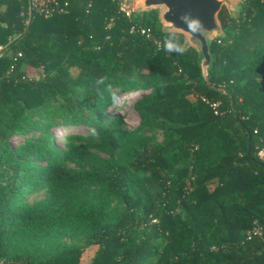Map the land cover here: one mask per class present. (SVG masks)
Returning <instances> with one entry per match:
<instances>
[{"label": "trees", "instance_id": "1", "mask_svg": "<svg viewBox=\"0 0 264 264\" xmlns=\"http://www.w3.org/2000/svg\"><path fill=\"white\" fill-rule=\"evenodd\" d=\"M61 1L25 23L26 0H0V264H80L92 245L87 264H264V0L222 8L206 78L156 10ZM132 95L128 130L113 111ZM47 111L88 135L7 144Z\"/></svg>", "mask_w": 264, "mask_h": 264}, {"label": "water", "instance_id": "2", "mask_svg": "<svg viewBox=\"0 0 264 264\" xmlns=\"http://www.w3.org/2000/svg\"><path fill=\"white\" fill-rule=\"evenodd\" d=\"M232 7L233 0H137V13L158 10L157 17L162 32L183 37L182 49L191 48L195 51L196 61L204 78L212 64L210 44L224 35L219 13L225 8L229 17H234L237 12ZM181 17H185L188 23L183 22ZM189 25L196 29L195 34L189 29Z\"/></svg>", "mask_w": 264, "mask_h": 264}, {"label": "rangeland", "instance_id": "3", "mask_svg": "<svg viewBox=\"0 0 264 264\" xmlns=\"http://www.w3.org/2000/svg\"><path fill=\"white\" fill-rule=\"evenodd\" d=\"M240 1L241 0H233L232 10L238 12ZM126 4H127V8L131 10V12L137 13V0H126ZM156 11L159 12L158 10ZM22 71L26 74V76L33 79H37L41 75L40 68H30L23 65ZM70 72L74 74L76 71L75 69H71ZM120 102L121 104L118 106V109L116 111H113V114L120 115L124 118L125 127L128 130L136 128L138 126V117L134 112V110L132 109L133 100L130 103H125L121 99ZM81 117L93 119L94 116L93 113L83 112L81 113ZM71 121L72 120L68 119L67 116L64 115L55 116L51 111H47L42 115L37 113H31L29 123L26 125V127L30 128V130L22 135L11 137V139L7 140V144L11 147L17 146L19 144H25L27 140L30 139L31 137L32 138L39 137V139L43 140L49 133H51L56 145L59 148H63L64 141H61L63 135L70 134L72 132L75 134H79L81 136L88 135L89 129L86 126L79 125L77 127L76 126L69 127L68 129L64 128V126ZM155 131L159 133V128H156ZM158 138L160 139V135L158 136ZM98 154L101 155L102 157L106 156L103 153H98ZM14 158L15 156L13 157V159ZM41 197L42 195H39L36 198L38 199ZM65 241L67 243H70V241L67 239ZM96 249L97 246L95 245L84 248L82 250V254L80 257V264H87L94 255Z\"/></svg>", "mask_w": 264, "mask_h": 264}, {"label": "built area", "instance_id": "4", "mask_svg": "<svg viewBox=\"0 0 264 264\" xmlns=\"http://www.w3.org/2000/svg\"><path fill=\"white\" fill-rule=\"evenodd\" d=\"M27 2V11L25 23L29 22L32 17V14L42 15L43 17H53L56 15H61L66 12L67 2L61 0H26ZM119 10L124 13L125 16H130L132 13L131 10L127 8L126 0H120ZM20 16H24L23 13H20ZM144 34V30L140 31ZM18 56H20L18 54ZM264 148L261 149L258 153L259 158H263ZM259 229H255L252 234H259Z\"/></svg>", "mask_w": 264, "mask_h": 264}, {"label": "clouds", "instance_id": "5", "mask_svg": "<svg viewBox=\"0 0 264 264\" xmlns=\"http://www.w3.org/2000/svg\"><path fill=\"white\" fill-rule=\"evenodd\" d=\"M181 20L183 22H185L186 24L188 23L187 20L185 19V17H181ZM197 24L199 25V21H197ZM200 27L202 28V25H200ZM189 29L195 34L196 33V29L192 28L191 25H189ZM167 50L168 51H176L178 53H182L183 49L181 46H179L178 43H168L167 44Z\"/></svg>", "mask_w": 264, "mask_h": 264}, {"label": "bare ground", "instance_id": "6", "mask_svg": "<svg viewBox=\"0 0 264 264\" xmlns=\"http://www.w3.org/2000/svg\"><path fill=\"white\" fill-rule=\"evenodd\" d=\"M135 98V95H132L124 100L125 103H130Z\"/></svg>", "mask_w": 264, "mask_h": 264}, {"label": "crops", "instance_id": "7", "mask_svg": "<svg viewBox=\"0 0 264 264\" xmlns=\"http://www.w3.org/2000/svg\"><path fill=\"white\" fill-rule=\"evenodd\" d=\"M0 51H1V48H0Z\"/></svg>", "mask_w": 264, "mask_h": 264}]
</instances>
